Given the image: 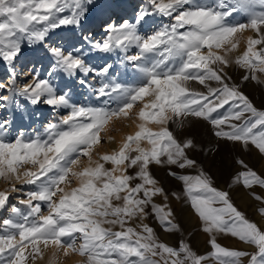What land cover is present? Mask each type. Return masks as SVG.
Segmentation results:
<instances>
[{
  "label": "snow or ice",
  "instance_id": "6c2138e0",
  "mask_svg": "<svg viewBox=\"0 0 264 264\" xmlns=\"http://www.w3.org/2000/svg\"><path fill=\"white\" fill-rule=\"evenodd\" d=\"M115 7L0 0V110L27 112L23 99L52 113L42 131L11 140L12 120L0 119V211H8L0 264L46 256L47 264H264V195L253 190L264 192V174L245 159L255 151L264 168V110L242 90L249 82L264 88V0H143L130 16H114ZM60 29L72 35L52 40ZM37 48L49 60L46 76L35 67L18 74L17 60ZM93 54L104 62L93 63ZM113 55L117 62L104 59ZM232 71L242 73L239 82ZM77 86L95 102H74ZM126 121L134 131L117 142L112 126ZM198 122L215 144L197 143ZM220 142L231 146L233 167L224 188L198 158L216 156ZM153 166L180 188L165 190ZM237 189L258 202L261 223L238 209ZM170 199L191 210L209 251L197 254L183 238L166 243L146 222L182 233ZM219 236L255 251L224 246Z\"/></svg>",
  "mask_w": 264,
  "mask_h": 264
},
{
  "label": "rangeland",
  "instance_id": "374dc122",
  "mask_svg": "<svg viewBox=\"0 0 264 264\" xmlns=\"http://www.w3.org/2000/svg\"><path fill=\"white\" fill-rule=\"evenodd\" d=\"M110 2L116 7L113 9V13L115 14L116 10H122L124 6H133L134 10H138L139 6L143 3V0H110ZM127 8V7H126ZM132 10V11H134ZM235 18L240 22H244L246 19L243 16L236 15ZM157 23H160L162 18H155ZM163 22H167L163 20ZM89 25H85L88 27ZM72 35V32L68 29H60L52 36V40H56L57 37H69ZM252 35L251 32L244 33V36ZM59 42V41H58ZM243 43L241 44V51L243 50ZM89 59L93 63H103V59H99L97 54H93ZM104 59H108L109 62H117V56L113 55L111 57H105ZM50 66L48 58L42 52L41 49L37 48L35 51L26 52L25 56L20 57L16 62V70L18 74H22L25 71H30L33 67H35L41 74V77L46 76L47 69ZM117 70L120 77L123 80L131 79V70H128V73L125 74L124 69L120 68L117 63ZM117 71H114V75L118 74ZM233 79L239 82V77L242 73L238 71H232ZM0 78L7 79L6 69L3 65H0ZM22 78V77H21ZM55 82V81H54ZM60 86H64V82H60ZM192 87L202 90L201 86L193 83ZM252 100L254 105L258 109L264 110V88L257 86L256 84L249 82L242 89ZM73 100L77 103H94V97L90 96L88 90L85 88L74 87L73 89ZM21 104L25 105L27 112L16 111L13 106L11 109L0 110V119H11L12 124L9 128L8 139H14L16 135H18L21 130L25 133V135L32 134L35 131H42L44 124L48 122V120L52 119V113L50 109H46L45 106H36L33 107L28 105L26 101L23 99L20 100ZM63 114V113H61ZM114 131L111 132V135L115 137V140L119 142L122 137L126 134H129L134 131V125L131 121L126 122H116L113 126ZM192 135L195 136L197 143L202 145L215 144L216 140L212 136L210 126L204 122H198L195 124L192 129ZM116 145H105V148L115 147ZM230 145H226L223 142H220V152L216 156L209 155L207 158L198 157L204 164L206 170H208L212 176L216 180V186L219 188H224L229 175L233 171V167L231 165V154H230ZM103 150V149H102ZM249 161V163L261 174H264V168H261L259 157L256 155L255 151H253L250 157H245ZM223 160V164L221 165L219 162ZM153 174L156 178L161 182L165 190H178L180 188L179 183L173 179L172 177L167 175V170L165 168H158L153 166ZM5 187L4 181L0 180V189ZM258 194L264 195V192H261L259 188L253 189ZM239 193V194H238ZM233 201L238 207L240 211L246 214V216L250 220H254L257 223H261V219L255 211V208L259 206L258 202L252 200L245 193L240 190H235L233 192ZM157 203H161V198H156ZM11 203H16L15 196L12 197ZM170 205L174 209L176 213V221L180 224L182 228V233H176L172 235H168L161 231L160 227L156 224L153 219H149L146 221L149 223L158 233L160 239L169 243L173 246L177 245V241L181 238L185 239L186 242L190 244L192 249L197 254H203L209 251V246L207 244V235L199 230V221L192 214L191 210L187 207H183L180 201H176L170 199ZM8 211L7 209L0 211V218L7 217ZM219 242L227 247H234L244 249L250 252L255 251V249L249 245L242 244L238 240L230 236H219ZM50 255V253H49ZM47 256L45 261L39 262V264H47ZM79 260V257H72L68 260L62 262V264H76V261Z\"/></svg>",
  "mask_w": 264,
  "mask_h": 264
},
{
  "label": "bare ground",
  "instance_id": "6f19581e",
  "mask_svg": "<svg viewBox=\"0 0 264 264\" xmlns=\"http://www.w3.org/2000/svg\"><path fill=\"white\" fill-rule=\"evenodd\" d=\"M132 10H134L133 6H124L122 10H116L114 16L115 15H129L130 16L133 12Z\"/></svg>",
  "mask_w": 264,
  "mask_h": 264
}]
</instances>
